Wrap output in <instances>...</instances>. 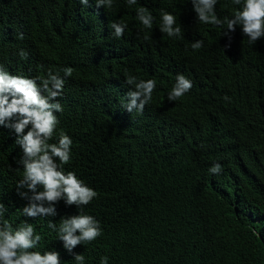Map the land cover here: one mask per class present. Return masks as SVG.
<instances>
[{
	"label": "trees",
	"instance_id": "trees-1",
	"mask_svg": "<svg viewBox=\"0 0 264 264\" xmlns=\"http://www.w3.org/2000/svg\"><path fill=\"white\" fill-rule=\"evenodd\" d=\"M138 7L155 17L151 29L136 18ZM238 7L218 0L216 12L232 17ZM162 12L177 17L181 38L160 31ZM113 22L127 25L122 37ZM223 31L226 25L200 23L190 0H113L110 8L96 0H0V66L37 83L59 71L63 111L50 143L61 131L71 138L63 171L98 193L81 210L61 200L55 217H24L27 201L16 190L23 153L15 133L0 127L3 219L14 229L31 223L61 264H77L76 254L84 264L102 257L108 264H264V37L250 44L239 26ZM197 40L203 46L193 50ZM178 74L193 87L170 101ZM130 75L156 80L142 113L124 109ZM215 164L219 174L209 171ZM79 212L104 235L70 254L48 222L58 228Z\"/></svg>",
	"mask_w": 264,
	"mask_h": 264
},
{
	"label": "clouds",
	"instance_id": "clouds-1",
	"mask_svg": "<svg viewBox=\"0 0 264 264\" xmlns=\"http://www.w3.org/2000/svg\"><path fill=\"white\" fill-rule=\"evenodd\" d=\"M218 0H190L196 19L205 25L225 28L222 35L228 36L239 26L250 44L264 37V0H232L239 6L232 17L221 19L216 12ZM83 5L88 0H80ZM128 5H136L137 0H127ZM113 0H96V6L110 8ZM136 18L146 29H151L155 17L145 7H138ZM125 23L111 24L114 36H123ZM160 31L168 37L181 38L182 27L177 26V17L168 12L161 13ZM18 39L23 40V34ZM230 39V37H229ZM203 46L201 40L191 44L193 50ZM19 56L27 59V52L21 50ZM64 76H71L72 69H62ZM126 83L134 89L126 94L124 109L142 113L145 105L152 100L156 80H140L128 76ZM65 80L59 71L47 73V77L37 83V79L12 75L0 66V127L11 129L15 135L16 145L22 150L19 164L23 168V178L17 183V194L27 201L21 210L24 217H55V205L61 200L66 206L90 204L98 195L96 191L84 184L73 172L65 173L62 166L68 164L71 156V138L60 132L58 141L50 143L56 133L59 120L56 113L63 111L58 97L64 88ZM193 87L192 81L178 74L176 82L168 95V100L175 101L187 94ZM228 100V97L224 98ZM27 129L26 133L25 130ZM59 163H58V162ZM213 174L222 171L221 165L215 164L210 170ZM6 206L0 202V264H61L59 253L40 245L41 236L36 233L31 223L25 221L13 228L3 217ZM48 227L57 232L58 240L68 253L84 243L96 240L102 235L99 222L90 215L80 214L61 218L59 227L51 220ZM83 254L74 255L77 264H84ZM100 264H108V258L102 257Z\"/></svg>",
	"mask_w": 264,
	"mask_h": 264
},
{
	"label": "bare ground",
	"instance_id": "bare-ground-1",
	"mask_svg": "<svg viewBox=\"0 0 264 264\" xmlns=\"http://www.w3.org/2000/svg\"><path fill=\"white\" fill-rule=\"evenodd\" d=\"M60 102V101H59ZM63 104V103H62ZM65 106V105H64ZM90 182V181H89ZM87 184V183H86ZM92 186V185H91ZM86 207V206H85ZM84 210H86V209H83V211ZM107 216V215H106ZM109 216V215H108ZM105 217V216H104ZM103 217V218H104ZM109 218V217H108ZM100 220H102V219H100ZM103 221V220H102ZM102 221H100V222H102ZM106 223V222H105ZM107 225V224H106ZM104 226V225H103ZM106 227H108V225L106 226ZM113 228V227H112ZM102 229H103V227H102ZM107 230H109L108 228H107ZM104 231H105V229H104ZM112 231V230H111ZM110 231V232H111ZM108 231H106V233H107ZM111 234V233H110ZM104 235V234H103ZM103 235H101V236H103ZM107 235H108V233H107ZM112 235V234H111ZM115 235V234H114ZM106 236V235H105ZM110 236V235H109ZM107 237V236H106ZM96 245V244H95ZM96 247V246H95ZM104 247V246H103ZM105 248V247H104ZM97 251V250H96ZM87 257V256H86ZM92 258V257H91ZM98 258V257H97ZM64 259V258H63ZM69 259V258H68ZM90 260V259H89ZM93 260V259H92ZM70 261V260H69ZM85 261V260H84ZM67 263V262H66ZM71 263V262H70ZM69 264V263H68ZM72 264V263H71Z\"/></svg>",
	"mask_w": 264,
	"mask_h": 264
}]
</instances>
